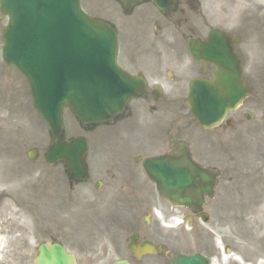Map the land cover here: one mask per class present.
I'll list each match as a JSON object with an SVG mask.
<instances>
[{"label":"flooded vegetation","instance_id":"obj_1","mask_svg":"<svg viewBox=\"0 0 264 264\" xmlns=\"http://www.w3.org/2000/svg\"><path fill=\"white\" fill-rule=\"evenodd\" d=\"M190 1L199 3V0H178L176 10L180 15L177 23L182 33L190 37L204 38L206 30L218 28L239 37L234 50L242 58L241 68L246 82L257 89L255 96L244 106L245 109L234 113L235 128L241 133L246 132L249 127L258 129L259 121L252 119L253 115L248 117V111L257 112L261 108L264 109V77L261 76V64L254 62L255 58L250 53L252 47L248 45L253 39L264 40L263 5L259 3L257 6L247 7L244 14L235 17L237 20L232 27L229 25L231 16L224 14L227 11L224 4L228 3V0L219 2L224 9L220 14L215 11L206 18L199 13L191 14ZM255 34L257 36H254ZM249 118L251 119L248 120ZM224 129L225 132L228 130L226 126ZM258 136L261 141V135ZM217 138L223 140L221 137ZM230 145V142L188 144L193 161L211 176V193L203 194L204 202L197 212H193L184 204L173 208L175 210H168L166 218H175V230L167 225L161 226L154 219L151 201L147 200L142 205L138 203L135 193L120 192L116 188V183L120 180L116 175V166L111 171L96 169L99 178L94 182L88 181L89 178L86 180L93 193L86 197L79 192V187L70 198V209L74 211L77 222L71 223V238L67 239L69 234L66 233L62 242L64 248L75 256L79 264L88 259L102 261L116 254V259L123 257L130 264H140L141 260L148 257L144 254L137 259L136 254L128 250L127 242H136V246L140 242H162L163 249L158 253L164 252L165 260H168L169 256L167 252L170 255L200 254L212 264L213 258H221L217 245L229 256H239L243 259L250 256L249 247L252 251L259 247V252L264 258V175L254 176L249 173L246 164L226 158L224 152ZM259 152V161L264 162L263 149ZM98 179L102 180L101 183L97 182ZM74 185L82 184L73 182L70 187L73 188ZM97 186L99 187L96 190ZM92 212L96 214L95 217ZM85 222L87 227H84ZM170 232L176 233V236ZM67 242L83 243L73 245ZM84 242L106 244L96 253L90 252ZM120 242L125 245L124 256L119 254ZM108 246L112 249L111 255L105 252Z\"/></svg>","mask_w":264,"mask_h":264},{"label":"water","instance_id":"obj_2","mask_svg":"<svg viewBox=\"0 0 264 264\" xmlns=\"http://www.w3.org/2000/svg\"><path fill=\"white\" fill-rule=\"evenodd\" d=\"M127 1L133 3L137 0ZM155 1L162 5L167 0ZM0 9L9 17L3 38L4 60L24 71L33 86L32 79L35 81L37 76H41L43 80L38 82L37 87L48 84L51 81L49 78L52 76V67L59 73L58 76H63V80L73 78L80 82L86 77L89 82H98L99 85L95 87L98 97H92L87 90L86 95L80 92L70 98L73 110L83 122L110 118L121 109L125 97L136 92L138 86H143L141 82L130 85L131 81L126 75H121L114 64V32L106 25L92 22L85 16L79 9L78 0H0ZM91 86L93 85H88L86 89ZM69 87L70 84L65 82L59 94L52 95L51 98L42 90L39 94L42 95V105L38 107L51 122L52 132L58 143L61 126L57 116L60 115V106L67 100L63 95ZM201 87L198 100H195L193 90L190 96L195 102L196 113L202 112L204 107H210L214 111L222 105V102L210 99L209 91L212 87ZM32 89L35 93L36 88ZM113 92V98H116L118 104L113 102L111 108L104 113L94 114L92 111L97 109L96 100L100 97V101L105 104ZM82 152V141H79L68 146L54 145L47 157L51 161L58 158L66 160L68 167L76 170L78 177H83L85 172ZM149 167L154 179L158 181L166 173L174 174L172 166H166L165 162L163 165L161 162H151ZM166 183L169 188L173 185L171 182ZM158 185L162 187L163 183L159 181ZM180 263V260L175 262ZM36 264H70V261L61 247H42Z\"/></svg>","mask_w":264,"mask_h":264},{"label":"rangeland","instance_id":"obj_3","mask_svg":"<svg viewBox=\"0 0 264 264\" xmlns=\"http://www.w3.org/2000/svg\"><path fill=\"white\" fill-rule=\"evenodd\" d=\"M81 5L88 14L100 15L116 24V3L112 0H81ZM5 23L6 18L0 17V121H16L15 124H22V127L20 126L19 129L15 128L14 131H10L15 132V134H10L9 137L7 134L0 132L5 135V138L0 136V168L8 166L6 171H10L8 174L0 173V193L4 191V194H0V264H32L33 253H31V246L24 247V252L20 253L22 249L20 241L23 239V237L20 238V235L29 233L24 237V242H38V240L49 239L54 235L51 227L55 226V224L58 226L65 224L68 219L67 216H73V214L66 213L65 210L50 211L49 209H44V211L41 212L36 209L35 213L33 208L28 206L33 202L36 203L38 197L41 195L37 192L38 190H35L37 187L36 183H33V181H36L37 170L39 171L42 167H40L39 162H29L26 152L31 147L37 148L40 153L43 152L49 140L47 128L32 106L26 81L21 74L8 68L1 60V37ZM164 32L165 31L162 33ZM130 55L131 54H127V51L122 52L124 64H126L128 68L130 67L131 69L137 70L140 68V65L143 66V63L137 60L138 52H136V54L134 53V55ZM143 67L146 69L145 72L151 70V68ZM1 74H3L2 78ZM174 107L177 108L178 106L174 105ZM170 110L173 111V104ZM66 112L68 114L70 113L69 110ZM72 121L69 115L68 120H66L67 131L64 134L65 137L69 136L74 130V127L71 126L73 124ZM0 125H2L1 122ZM126 126L131 128V125L125 124L121 129L124 133L127 131L124 130ZM101 131H103V129H99L95 133L96 140L98 139L97 142H103V136L100 134ZM122 138L124 137L122 136ZM116 140V142H120L119 138ZM143 140H145V138ZM89 141L91 142L92 138L89 137ZM107 141L114 142L112 137H108ZM130 141L134 142L135 138H130ZM122 142L126 141L123 140ZM137 149H139L138 146ZM90 158L89 165L92 169L95 166L94 161L96 160V153L92 152ZM51 170V181L54 180V188L52 191L55 193L60 192L63 196L64 187L59 173L61 170L59 168ZM18 181L19 183L17 185L16 182ZM8 184L11 188L5 189ZM139 189L140 187L137 185L134 188V192L136 194L139 193ZM41 191H43V189L40 190V192ZM23 192H27V194L25 195ZM79 192L83 193L85 196L84 188ZM5 197H8L7 200L4 199ZM42 198L46 202L49 201L47 196L43 194ZM48 207L52 208L51 205H48ZM27 212L33 217L35 222L34 228L38 225L34 232L31 233L30 231H24L23 226L26 225L22 223L24 222L22 219H24ZM34 216L37 217L34 218ZM86 222L84 227H87ZM28 227L26 226V228ZM66 232V230L65 232L61 231L58 235L64 236ZM68 238H71V236L69 235L67 239ZM67 243L74 245L83 242ZM85 243L89 248H92L96 242ZM149 261L150 263L148 264H156L157 259L152 258L149 259ZM81 264L103 263L100 261L88 260L87 262L83 261Z\"/></svg>","mask_w":264,"mask_h":264}]
</instances>
